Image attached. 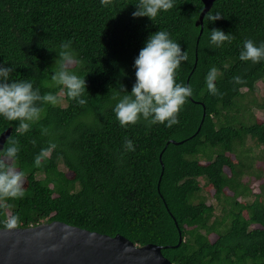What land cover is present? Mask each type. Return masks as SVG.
<instances>
[{
	"label": "trees",
	"instance_id": "obj_1",
	"mask_svg": "<svg viewBox=\"0 0 264 264\" xmlns=\"http://www.w3.org/2000/svg\"><path fill=\"white\" fill-rule=\"evenodd\" d=\"M137 3L0 0V66L13 68L10 79L31 80L41 95L58 93L51 76L61 42L71 40L79 60L71 71L85 78L87 100L80 106L63 97L55 107L44 106L23 135L14 131L18 122L0 117V136L10 129L19 141L17 167L26 177L24 198L0 211V229L13 215L19 217L15 228L60 221L122 235L140 247L162 246L173 264H264V164L242 149L251 139L264 151V102L248 99L264 83V60L239 59L245 40L264 42V0H216L210 11L223 18L204 19L203 29L196 25L201 0H174L153 22L132 17ZM213 29L231 33V43L211 46ZM159 30L187 52L175 80L193 94L171 128H149L143 120L121 128L113 97L123 94L121 87L131 93L134 61ZM212 67L219 71L215 96L205 82ZM236 75L246 83L233 84ZM253 106L261 117L252 115ZM125 137L135 151L124 150ZM49 142L57 147L35 167Z\"/></svg>",
	"mask_w": 264,
	"mask_h": 264
},
{
	"label": "clouds",
	"instance_id": "obj_2",
	"mask_svg": "<svg viewBox=\"0 0 264 264\" xmlns=\"http://www.w3.org/2000/svg\"><path fill=\"white\" fill-rule=\"evenodd\" d=\"M103 7L112 5L113 0H100ZM174 0H138L133 18L147 17L152 22L157 16L173 9ZM220 13L213 14L209 11L204 19L214 23L222 19ZM210 36V45L222 47L225 42L231 43V33L225 34L220 29H213ZM239 59L243 62L251 61L258 64L264 60V42L257 46L253 40L243 42ZM188 60L186 51L181 45L170 38L167 31H158L149 36L145 46L140 50L134 61L135 84L131 93L121 87L122 95L113 97L117 99L113 111L121 128L127 129L136 125L141 120L146 127L164 125L168 128L179 123V114L187 99L192 96V87L176 83L175 76L181 63ZM79 60L72 48V41H63L59 46L55 60L54 75L51 76L54 86L59 87V92L41 95L39 88H34L29 79L11 80L12 67L0 66V117L9 122H18L14 131L23 135L30 130L32 124L41 119L44 106L52 107L62 103V98L67 97L76 101L80 106L87 103L83 99L86 91V80L71 71ZM219 71L216 67L210 68L205 82L208 92L218 95L215 81ZM232 83L242 85L246 83L241 76L232 78ZM42 135L48 134V129H42ZM35 145L36 141L32 140ZM57 147L49 142L48 147L42 148L34 158L35 167L39 168L42 161L46 160ZM126 152L135 151L132 140L125 137L123 143ZM20 151L19 141L9 136L2 150H0V211L7 213L12 207L9 201L19 200L25 196V173L17 167V157ZM19 222L18 216H11L5 220V227H15Z\"/></svg>",
	"mask_w": 264,
	"mask_h": 264
},
{
	"label": "water",
	"instance_id": "obj_3",
	"mask_svg": "<svg viewBox=\"0 0 264 264\" xmlns=\"http://www.w3.org/2000/svg\"><path fill=\"white\" fill-rule=\"evenodd\" d=\"M201 1L204 9L196 25L203 29L204 17L216 0ZM197 63L198 57L194 70ZM203 107L198 132L206 117V107ZM11 132L9 129L0 136V150ZM163 249L154 244L140 247L122 235H102L60 221L0 229V264H173L163 255Z\"/></svg>",
	"mask_w": 264,
	"mask_h": 264
},
{
	"label": "rangeland",
	"instance_id": "obj_4",
	"mask_svg": "<svg viewBox=\"0 0 264 264\" xmlns=\"http://www.w3.org/2000/svg\"><path fill=\"white\" fill-rule=\"evenodd\" d=\"M248 99L252 100V99H256L258 101V103H261L262 101L264 102V83L260 82L257 85V90L256 92H254V95H249ZM249 100V101H250ZM252 108V115L254 116H260L262 113L260 111V109L256 108L255 106L251 107ZM260 114V115H259ZM244 153L246 154L247 151H250V157L254 156L255 158L258 159V162L256 164H264V151L262 148H259L256 144V142L254 140L248 139L245 143V145L242 147ZM253 185V189L256 192L257 191V187L255 185V183H252ZM210 203H214L213 200L209 201ZM221 206L218 207V209L216 210V216L217 217H221L222 216V211H221Z\"/></svg>",
	"mask_w": 264,
	"mask_h": 264
}]
</instances>
